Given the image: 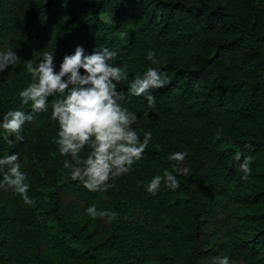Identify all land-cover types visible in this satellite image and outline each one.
I'll use <instances>...</instances> for the list:
<instances>
[{
	"label": "trees",
	"instance_id": "obj_1",
	"mask_svg": "<svg viewBox=\"0 0 264 264\" xmlns=\"http://www.w3.org/2000/svg\"><path fill=\"white\" fill-rule=\"evenodd\" d=\"M101 46L126 70L117 91L137 116L133 129L152 138L113 187L90 192L64 167L76 161L58 150L51 104L59 94L43 112L25 105L34 119L23 141L0 128V158L18 155L35 203L0 187V264H218L225 256L264 264V0H0V52L20 57L0 72V123L32 82L24 61L35 67L53 51L58 72L77 47L89 56ZM149 68L166 77L164 87L132 94ZM90 152L84 146L81 161ZM177 152L187 153L182 162L169 159ZM165 171L179 187L168 186ZM6 172L0 167V182ZM92 205L110 215L92 218Z\"/></svg>",
	"mask_w": 264,
	"mask_h": 264
},
{
	"label": "clouds",
	"instance_id": "obj_2",
	"mask_svg": "<svg viewBox=\"0 0 264 264\" xmlns=\"http://www.w3.org/2000/svg\"><path fill=\"white\" fill-rule=\"evenodd\" d=\"M117 53L107 47L100 48L89 56L83 54V48L77 47L74 54L66 55L55 71L53 51L45 52L37 66L31 60L24 61L27 72L32 77L23 90L19 91L20 109L8 111L2 117V128L7 134H15L17 141H23L22 126L26 121H32L34 116L26 114L23 107L31 102L34 112L47 110L48 98L56 94L51 104V117L58 122L56 143L59 153L71 155L76 161L73 166L70 161L64 162L65 168H72L73 180H80L90 192L107 191L113 187L110 179L129 173L135 161L142 157L147 148L152 133L146 132L141 141L132 125L137 116L122 106L125 97L117 91V84L127 79L126 70L111 63ZM155 52L148 53V60L158 63ZM20 60V57L9 48L0 52V72ZM80 69L84 70L81 75ZM66 77V79H65ZM166 77L156 68H149L143 76H137L130 84V91L141 96L151 89L164 87ZM66 93V94H65ZM149 107L155 104L153 95L147 96ZM7 139V137H5ZM88 145L90 154L81 161L79 153ZM187 153H173L169 159L182 162ZM239 159V155H237ZM18 155H6L0 158V167H6L7 172L0 182V187L10 186L18 193L25 204H34L29 197V185L25 183L26 174L20 171ZM252 158L246 157L240 165L244 180L251 172ZM162 177L155 176L147 187V191L155 195ZM164 179L172 189L179 187L177 178L165 171ZM88 214L92 218L107 217L108 211H97L95 205L89 206ZM218 264H229L227 256L219 258Z\"/></svg>",
	"mask_w": 264,
	"mask_h": 264
},
{
	"label": "rangeland",
	"instance_id": "obj_3",
	"mask_svg": "<svg viewBox=\"0 0 264 264\" xmlns=\"http://www.w3.org/2000/svg\"><path fill=\"white\" fill-rule=\"evenodd\" d=\"M100 16L103 20L105 21H111V19L109 18V16L107 14H105L104 12L100 13Z\"/></svg>",
	"mask_w": 264,
	"mask_h": 264
}]
</instances>
